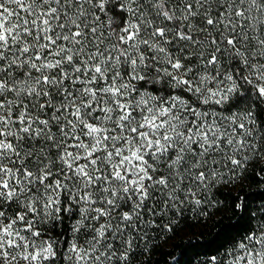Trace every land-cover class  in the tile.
I'll list each match as a JSON object with an SVG mask.
<instances>
[{"label": "snow or ice", "instance_id": "snow-or-ice-1", "mask_svg": "<svg viewBox=\"0 0 264 264\" xmlns=\"http://www.w3.org/2000/svg\"><path fill=\"white\" fill-rule=\"evenodd\" d=\"M209 221L171 264H264V0H0V264H155Z\"/></svg>", "mask_w": 264, "mask_h": 264}, {"label": "trees", "instance_id": "trees-1", "mask_svg": "<svg viewBox=\"0 0 264 264\" xmlns=\"http://www.w3.org/2000/svg\"><path fill=\"white\" fill-rule=\"evenodd\" d=\"M245 191L256 192L258 191V186L252 185L251 187H248L246 185ZM231 215V212L228 211L226 208H221L217 215L213 217V220H219L221 222H224L228 220ZM216 230L217 227L213 226V221H209L203 227L196 226L194 224L191 227H183V231L181 233H178L172 241H169V244H172L173 247H169L168 245L164 244L156 253L153 254V260L155 261V264H165L166 261L168 262V264H171L173 257L179 258L181 250L184 248V245H186L188 242V237H191L196 233H200V236L197 237L198 239H207L211 237ZM193 242L195 243V241ZM196 251L197 250L192 249L185 254V264H199L200 261L205 259L203 249L199 250L201 253L199 256H196Z\"/></svg>", "mask_w": 264, "mask_h": 264}]
</instances>
